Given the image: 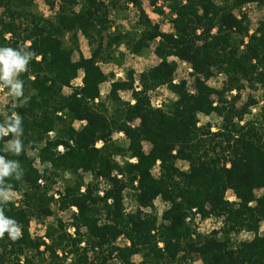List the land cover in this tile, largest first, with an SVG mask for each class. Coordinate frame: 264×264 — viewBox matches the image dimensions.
Listing matches in <instances>:
<instances>
[{
	"label": "trees",
	"instance_id": "trees-1",
	"mask_svg": "<svg viewBox=\"0 0 264 264\" xmlns=\"http://www.w3.org/2000/svg\"><path fill=\"white\" fill-rule=\"evenodd\" d=\"M157 1L151 5L168 18L171 32L151 21L141 0H44L51 16L39 11L36 0H0V47L35 54L20 76L24 97L17 101L4 88L8 102L0 111V123L14 119V113L21 118L24 145L15 155L4 150L12 136L0 140V155L23 169L20 180L6 181L21 194L20 205H3L5 215L21 226V236L13 241L5 233L0 239V264H264V195L256 196L264 189V22L250 34L234 13L264 0L222 6L211 0H162L168 15ZM129 5L137 22L126 29L111 17ZM81 37L90 46L89 58L80 50ZM155 42L159 63L141 74L139 88L133 71L125 81L104 71L124 58L121 47L143 56ZM178 62L191 72L189 81L175 84ZM80 72L82 86H75ZM219 75L223 87L212 88L208 82ZM108 82L104 101L101 87ZM163 86L171 96L155 106L152 94ZM246 90L247 100L240 104ZM128 91L133 104L121 97ZM202 117L217 120L201 124ZM76 122L84 125L76 128ZM117 133L124 144L113 140ZM30 150L37 154L29 156ZM35 156L50 166L51 178L72 176L61 210L77 208L75 237L61 220L47 228L46 240L30 233L32 218L50 216L54 200L48 185H38ZM119 157L136 162L120 163ZM87 172L94 181L109 183L103 196L95 182L82 192L79 177ZM228 191L236 202L226 199ZM127 200L135 213L126 215ZM157 200L166 206L159 226L142 214ZM192 211L202 220L222 219L223 225L198 234L187 223ZM243 231L254 237L238 240ZM118 240L127 243L120 246ZM138 256L141 260L134 261Z\"/></svg>",
	"mask_w": 264,
	"mask_h": 264
},
{
	"label": "rangeland",
	"instance_id": "rangeland-1",
	"mask_svg": "<svg viewBox=\"0 0 264 264\" xmlns=\"http://www.w3.org/2000/svg\"><path fill=\"white\" fill-rule=\"evenodd\" d=\"M143 4V9L147 16L151 19V21L154 24H159L163 32H171L172 27L168 23V18L164 16H159L155 10V8L151 5L152 0H141ZM215 5L222 6L228 2H231V0H211ZM36 3L39 7V11L43 13L45 16H51L52 12L50 11L49 7L45 4L44 0H36ZM157 8H163V10L167 13H169L168 8L164 5V2L162 0L157 1ZM235 15L238 17L239 20L243 19L244 25L248 27L249 33L254 34L259 32V29L261 27V24L264 22V5H259L258 3H249L244 5L241 9H237L234 11ZM118 16H113L111 19L115 21L117 24L125 27L126 29H129L137 22V19L135 17L134 8L132 5H129L128 8L123 9V11L120 14H117ZM217 29H214L213 33H216ZM157 46V42L151 45V48L144 53L143 56H134L130 54L129 51H127L124 47H121L119 52L123 53L124 58L119 62L116 63L115 66H109L105 65L103 66V69L107 73H115L116 79H121L123 81L127 80V72L133 71L134 79H135V86L140 87V77L141 74L153 67L156 66L159 61L156 58L154 51ZM80 50L84 57L89 58L91 56V49L88 44V41L84 39L83 37L80 38ZM76 58L79 56L78 54L75 55ZM191 72L190 66L185 63H177V72H176V78L174 80V83L177 84L181 82L182 80L189 81V74ZM82 77L83 72H80V75L78 79L75 81V86H82ZM224 77L222 75H219L218 77L214 78L213 80L209 81L208 84L215 89H221L224 84ZM110 85L111 83H105L101 87V94L104 101L107 100V96L110 91ZM70 89H66V93H70ZM235 94V92H234ZM249 94V91L246 90L243 92V99L240 102L243 103L247 100V96ZM153 95V101L155 106H160V104L163 102L165 98H168L171 96V92L166 86L158 88L156 91H154ZM121 97L123 100L134 103L131 92H121ZM8 102V96L4 92V88H0V111L3 110V108L6 106ZM253 112H257L254 110ZM217 119L215 117H202L201 118V124L205 123H214ZM138 122L135 123L137 125ZM84 125L83 122H76L74 123V126L76 128H81ZM215 128H213V131ZM56 136V133L50 132L49 138L54 139ZM113 140L117 141L119 143L125 142L124 135L122 133H117L113 136ZM45 143V142H44ZM102 143H98L97 147H101ZM145 152L149 151V145L145 144L144 146ZM64 148L62 146L58 147V152H63ZM37 152L35 151H28L29 156L36 155ZM128 160L129 162H136V159H125L120 158L118 159V162L122 163ZM178 166L180 168L187 169V164L183 162H179ZM33 167L37 169V171L41 174V178L38 181V185L41 188L49 186V196H53V202L50 205V211L51 215L47 216L44 219H38L37 217H33L30 223V233L35 238H41L43 240H46L45 234L47 231V228L50 226H56L58 225V222L61 220L67 229V232L70 235L74 236L75 229L72 227L73 223V216L78 213V210L75 206H70L69 208L65 210H61V199L66 194V183L72 180V176L70 174H66L64 176V179H61L60 177L57 178H51L50 177V166L47 164L42 163L40 158L38 156H35V160L33 162ZM153 174L158 176L159 175V167L156 166L153 169ZM81 177V178H80ZM79 180L81 183H83L82 186V192L85 191L86 186L88 184H93V182L98 183L100 190L99 195L103 196L105 189H109V183H107L103 179H99L98 181H94L93 173L87 172V173H80ZM121 178V176H118ZM72 182V181H71ZM264 195V189L257 190L256 196L260 197ZM226 199L230 202H236V197L232 191H228L226 194ZM21 201V194L19 192L12 190V198L9 200V202H13L16 204V206L20 205ZM135 206L132 202L126 201L125 202V213L127 214H133L135 213ZM166 206L160 201L157 200L154 203V209H144L142 210L143 215H148L150 218H153L156 220V224L159 226L161 223L164 222V214H165ZM187 223H189L192 227V229L198 233V234H206L209 235L213 230H216L220 228L223 225L222 219H215L213 217L208 218L206 220H202L199 215L194 213V211L191 212V214L187 218ZM264 231V225L261 227L260 233ZM75 237V236H74ZM254 237V234L251 232L243 231L239 234L238 240L240 241H247L251 240ZM49 242V241H48ZM127 243V241H126ZM123 240H118L116 242L117 245H126ZM84 246V244H83ZM162 245L160 244V247ZM93 257L92 254L90 255V258ZM141 260V257H135L134 261L139 262ZM190 264H200V261H194L190 262Z\"/></svg>",
	"mask_w": 264,
	"mask_h": 264
},
{
	"label": "clouds",
	"instance_id": "clouds-1",
	"mask_svg": "<svg viewBox=\"0 0 264 264\" xmlns=\"http://www.w3.org/2000/svg\"><path fill=\"white\" fill-rule=\"evenodd\" d=\"M34 56L33 52L26 49L0 47V88H6L8 95L17 101H21L24 97L23 81L20 76L28 70V65ZM22 102H26V98ZM14 117V119L0 123V140H3L6 135H11L12 139L5 142L8 147L4 150L20 155L24 152L22 120L16 113ZM18 168L22 169L19 161L9 160L0 155V239L4 238L5 233L13 241L21 236V226L15 219L5 215L3 207L12 198L13 186L6 181L20 180L23 176V169L18 173Z\"/></svg>",
	"mask_w": 264,
	"mask_h": 264
},
{
	"label": "built area",
	"instance_id": "built-area-1",
	"mask_svg": "<svg viewBox=\"0 0 264 264\" xmlns=\"http://www.w3.org/2000/svg\"><path fill=\"white\" fill-rule=\"evenodd\" d=\"M160 107V106H159Z\"/></svg>",
	"mask_w": 264,
	"mask_h": 264
}]
</instances>
